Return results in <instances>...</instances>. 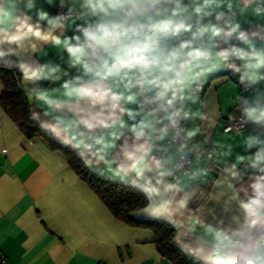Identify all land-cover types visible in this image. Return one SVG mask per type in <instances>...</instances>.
<instances>
[{
    "label": "clouds",
    "instance_id": "obj_1",
    "mask_svg": "<svg viewBox=\"0 0 264 264\" xmlns=\"http://www.w3.org/2000/svg\"><path fill=\"white\" fill-rule=\"evenodd\" d=\"M22 2L4 0L0 4V45H7L11 52L24 50L29 37L42 40L48 34L32 25L30 16L18 14ZM253 4L257 6L252 8ZM26 7L31 9L29 4ZM82 7L84 11L75 17L83 21L76 26L83 40L81 35L62 39L70 66L77 67L81 74L69 76L59 66L19 64L27 84L41 79L62 80L59 88H32L34 100L45 106L46 116L52 117L40 121L39 113L33 112L32 118L59 142L82 150V158L84 151L94 149L103 159L127 130L134 142H125L111 162L117 175L144 193L148 201L146 215L171 223L177 229V243L199 226L202 233L192 254L205 264H264V136H244L241 145L245 151L257 150L237 155L236 163L223 168L222 175H227L216 182L232 188L227 177L239 178L236 168L240 162L246 161L261 173L250 184L251 196L245 190L246 199H240L233 192L231 199L237 200L243 214L242 222L239 217L232 218L235 227L225 226L223 221L213 226L202 220L193 226L190 215L184 222L175 218L177 214L184 215L191 198L185 175L194 179L207 175V169L184 172L182 177H174V183L165 180L173 176L169 150L176 141L182 140L175 149L177 153L187 149L196 154L197 161L204 156L201 144L190 143L198 129L179 126L182 119L193 115L184 109V103L196 102L200 80L225 65L239 74L240 84L246 89L264 81V48L256 45L257 40H264V26L242 30L233 12L234 7L241 13L252 8L255 16H262L264 0H239L238 5L236 0H83ZM70 17L73 16L61 18ZM232 40L245 47L231 44ZM221 42L229 46L221 48ZM235 103L243 123L264 124V91L255 92L251 98L237 96ZM125 115L132 124L124 119ZM172 130L176 132L171 143L160 147L159 157L152 155L157 142L165 140ZM218 147L224 149L225 145ZM231 152L227 146L220 155L229 156ZM207 157L212 159L211 155ZM85 163L91 161L85 159ZM180 192L184 196L175 199ZM167 194L171 195L164 198Z\"/></svg>",
    "mask_w": 264,
    "mask_h": 264
},
{
    "label": "crops",
    "instance_id": "obj_2",
    "mask_svg": "<svg viewBox=\"0 0 264 264\" xmlns=\"http://www.w3.org/2000/svg\"><path fill=\"white\" fill-rule=\"evenodd\" d=\"M3 2L4 0H0V4ZM236 3L238 5L239 0H236ZM26 4L31 5V9H28ZM82 4L83 0H23L19 5L18 14H27L31 17L32 25H38L41 32L48 31V34L42 40L29 37L24 42L25 49L17 52L8 51L7 45H0V54L15 56L20 63L59 66L62 71H67L69 76L73 77L81 74L77 67L70 66V56L63 50L65 41L62 39L81 35L73 26L83 23L75 17L84 11ZM256 6L253 4L252 8ZM252 8L244 13H241L239 8L233 9L235 19L240 23L242 30L251 31L258 26H264V15L255 16ZM63 9L78 10L79 13L59 20L57 14ZM40 16H46L47 20H41ZM211 19L215 22L214 16ZM55 36L61 39L58 40ZM45 40L47 42H44ZM231 44L245 47L236 40H232ZM256 45L264 48V40H257ZM228 46L222 42L220 44L221 48ZM11 47L16 48V45ZM233 62L241 63L239 60ZM226 69L227 66L221 65L206 74L201 79L204 88L202 92H197L196 102L189 100L184 103V109L193 114L191 118L186 119L187 130L197 128L199 131L193 139L201 145H225L224 149L218 147L219 150L214 156L220 166L217 174L211 175L207 172V175L194 179H189L187 175L184 177L186 191L191 194V198L184 215L177 214L175 218L184 222L190 215L188 219L193 226L200 224L202 220L205 224L213 226L223 221L225 226L232 224L235 227L233 217H239L242 222L243 214L239 204L237 200L231 199L233 192H237L240 199H246L245 190L248 196H251L250 184L256 176L261 175L245 161L237 163L238 179L227 177L233 185L232 188H229L227 183H216L227 175H222V170L226 164L231 166L236 163L237 155H250L257 150L253 148L245 151L241 145L244 136H264V124L251 121L252 127L237 132L223 130V125L232 120L231 116H242L238 103H235L237 96L251 98L255 92L264 91V81L245 90L243 85L227 75L212 77L216 73L225 72ZM58 76L59 74L54 79ZM61 83L62 80L52 82L41 79L27 84L22 80V76L20 77L19 84L26 94L31 116L35 112L39 113L40 121L52 118L44 114L45 106L34 100L35 89L32 88L51 90L59 88ZM1 89L0 82V91ZM72 107L69 105V108ZM55 115L53 113V116ZM64 115H67V112ZM124 119L129 124L133 123L128 120L127 115ZM34 120L39 123L37 119ZM125 142L129 145L134 142L133 135L127 130L116 141V147L103 159L97 157L94 149L91 152L84 151L83 158L80 156L84 163L85 159L91 161L90 164L85 163L90 170L121 178L114 171L115 164L111 162V158L119 154L120 147ZM169 143V136L157 142L152 155L159 157L160 147ZM227 146L231 147V154L220 155L221 151H227ZM169 151L174 162L177 157L175 147L172 146ZM196 168L205 169L203 159L197 161L195 155L185 169L174 170L173 176L166 177L165 180L174 183V177H182L184 172H192ZM170 195L167 194L164 198ZM183 196L184 192H180L175 199L179 200ZM144 209L145 206L134 210L130 216L134 219L148 216ZM0 230L3 233L0 253L6 255L9 264H172L156 250L154 233L150 229L130 226L114 217L94 191L68 166L61 151L50 149L40 139L26 138L1 107ZM201 233L202 229L197 226L195 233L184 237L182 243H177L174 239L177 234L175 228L173 242L183 251L193 253Z\"/></svg>",
    "mask_w": 264,
    "mask_h": 264
},
{
    "label": "trees",
    "instance_id": "obj_3",
    "mask_svg": "<svg viewBox=\"0 0 264 264\" xmlns=\"http://www.w3.org/2000/svg\"><path fill=\"white\" fill-rule=\"evenodd\" d=\"M19 60L15 56L0 54V107L16 124L28 139H40L50 149L61 151L68 166L84 181L88 187L102 200L104 205L117 219L130 226L148 228L154 233V245L158 253L172 264H205L192 252L180 249L174 242L175 228L162 218L144 216L134 219L130 213L144 207L147 203L144 193L132 183L122 178L111 177L90 170L82 160L79 152L71 146L61 143L40 127V123L32 118L29 112V102L19 79L22 72ZM236 64H239L238 62ZM227 75L240 84L239 74L228 68L225 72L212 75Z\"/></svg>",
    "mask_w": 264,
    "mask_h": 264
},
{
    "label": "built area",
    "instance_id": "obj_4",
    "mask_svg": "<svg viewBox=\"0 0 264 264\" xmlns=\"http://www.w3.org/2000/svg\"><path fill=\"white\" fill-rule=\"evenodd\" d=\"M79 12L78 10H60L57 14V17L59 20H65L67 18H61V17H68V16H74L77 15ZM77 25H74L73 28L76 29ZM204 88V85L202 84L201 80L198 85V92H202ZM246 90V88H244ZM180 127H183L185 130H187V123L186 119H182L179 124ZM252 123L249 121L248 123L242 122V116L236 117L234 120H229L223 125L224 131H233L237 132L242 129H246L249 127H252ZM239 128V129H237ZM176 130H172L169 133V140L171 142V137L175 134ZM182 142V140L176 141L173 146L178 147L179 144ZM190 143H197L194 139L190 141ZM190 146V145H189ZM204 148V156H201L204 163V168L207 169V172L211 175H215L220 170L219 164L216 162L214 156L218 152L219 148L218 146L214 144H207L202 145ZM196 154L194 152H189L187 149H185L183 152L177 153V157L175 161L173 162V167L175 171H181L185 169L190 162L191 158L195 156ZM211 155L212 159H208L207 156ZM0 264H9L7 257L4 253H0Z\"/></svg>",
    "mask_w": 264,
    "mask_h": 264
},
{
    "label": "snow or ice",
    "instance_id": "obj_5",
    "mask_svg": "<svg viewBox=\"0 0 264 264\" xmlns=\"http://www.w3.org/2000/svg\"><path fill=\"white\" fill-rule=\"evenodd\" d=\"M3 239V233H2V230H0V240Z\"/></svg>",
    "mask_w": 264,
    "mask_h": 264
}]
</instances>
